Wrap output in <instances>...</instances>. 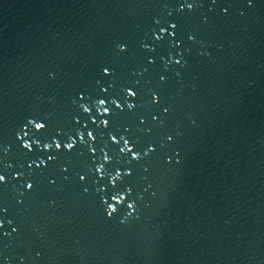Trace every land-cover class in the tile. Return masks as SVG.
<instances>
[{
	"label": "water",
	"instance_id": "95a60500",
	"mask_svg": "<svg viewBox=\"0 0 264 264\" xmlns=\"http://www.w3.org/2000/svg\"><path fill=\"white\" fill-rule=\"evenodd\" d=\"M181 2L0 0V264H264V0H189L178 12ZM169 23L176 35L156 41ZM129 82L137 107L111 130L130 128L137 159L101 131L108 162L85 136L28 167L45 150L23 141L73 135L77 117L91 128L79 104Z\"/></svg>",
	"mask_w": 264,
	"mask_h": 264
},
{
	"label": "snow or ice",
	"instance_id": "6c2138e0",
	"mask_svg": "<svg viewBox=\"0 0 264 264\" xmlns=\"http://www.w3.org/2000/svg\"><path fill=\"white\" fill-rule=\"evenodd\" d=\"M247 3L249 6L252 5L253 0H247ZM194 7V4L192 2H189V0H182V2L179 4V7L177 8V11H181L183 9H189L191 10ZM171 15V13H169ZM159 23V22H158ZM177 28L176 23H169L168 28L160 27L159 28V34L153 33L154 38L156 41H162L164 39V34L167 33L169 37H173L176 35L175 29ZM171 29L172 31H169ZM189 40L193 39V36H188ZM175 44H179L180 41L176 40L174 42ZM143 47L147 48L148 45H143ZM117 48L120 52H124L126 50V45L124 43H120L117 45ZM149 65L155 63L154 57H148L146 61ZM176 64H180L181 61L177 59L175 61ZM101 73L104 76H112L113 71L110 66H103L101 68ZM166 78L164 75H160L159 80L164 81ZM99 84V81L97 82ZM112 84L109 83L107 86H101L99 88V95L96 96L94 101H91L90 103H80L79 107L82 110L84 114H86L87 119L91 122V128L88 124H82L81 120L77 117L75 120V123L77 125H80V127L77 128L75 133L73 135L65 136L62 139L60 138L61 133L58 131L57 134L50 139L49 142H44L39 138V136H36L32 139L31 143H29L27 140L22 142L23 149H26L28 151H32L33 148H42L45 150V158H37L38 163L36 160H33L30 164H28L29 168H32L33 165H35L37 168H39L42 165L46 164L47 162L55 161L58 157L56 154L48 153L46 150L50 148H54L56 150H59L63 148L66 151H71L79 144L84 143L85 136L87 137V148L89 152L95 156L96 152L99 151L102 154V160L104 162L110 161L111 157L108 155L107 152L104 151L103 147L98 148L96 141L98 137L100 136V132L103 131V133L106 135L108 142H110L113 146L118 147L119 152L130 154L132 159H137L140 155L139 152L134 151V145L130 144V137L126 138L127 134L130 132V128L123 127L122 131L124 134H121L120 131H112L111 129L115 125L116 118H118L121 114H123L125 111L132 112L136 107L137 104L135 102V97L138 96L139 90L136 88V84L134 83H126L120 87V91L118 94H113L110 89L112 88ZM80 99H85V94L81 92ZM159 100V93L153 91L151 93V102L153 104L158 103ZM168 108H164V112H167ZM153 120H156L157 117L155 115L152 116ZM140 123H143V119L140 120ZM46 123H41L35 118H30L27 120V123L25 127H31L35 130H42L46 127ZM83 129V131L81 130ZM99 130V131H98ZM25 136H27V133H24ZM169 140H171V137H168ZM122 144V146H120ZM0 151L6 153L8 151L7 148H2ZM154 151V148L152 145H149L147 149L145 150V154L148 152ZM177 162H179V157L176 158ZM105 163H101L99 166L95 168V171L97 173H102L103 169L105 168ZM5 168H11L10 164H5ZM63 171H67V169H62ZM15 176H20L21 179H23V173L16 172L14 173ZM122 173L120 170H114V174L110 175V179L113 182L119 181ZM7 174L4 172H0V184H3L6 182ZM79 179L83 181L85 179L84 175H79ZM55 181L52 180L50 183H54ZM24 187L26 189H32L34 187V184L28 181L24 182ZM85 192H87V189H84ZM124 192V189H116L114 193L111 196V199L115 201L117 204L124 199V196L121 195V193ZM128 207H133L132 204H129ZM115 207L112 203L106 202V213L110 217L115 212ZM5 211L4 208L0 207V212ZM15 231V229H13Z\"/></svg>",
	"mask_w": 264,
	"mask_h": 264
},
{
	"label": "clouds",
	"instance_id": "9594fccd",
	"mask_svg": "<svg viewBox=\"0 0 264 264\" xmlns=\"http://www.w3.org/2000/svg\"><path fill=\"white\" fill-rule=\"evenodd\" d=\"M129 208H131V207H129Z\"/></svg>",
	"mask_w": 264,
	"mask_h": 264
}]
</instances>
